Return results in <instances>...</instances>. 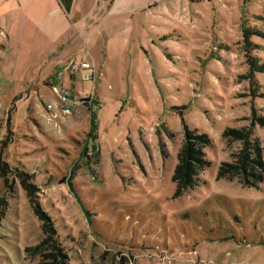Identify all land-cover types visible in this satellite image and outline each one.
Instances as JSON below:
<instances>
[{
  "label": "rangeland",
  "instance_id": "1",
  "mask_svg": "<svg viewBox=\"0 0 264 264\" xmlns=\"http://www.w3.org/2000/svg\"><path fill=\"white\" fill-rule=\"evenodd\" d=\"M119 1L77 32L71 115L0 34V264L49 262L47 222L66 264H264V0ZM187 133L210 164L175 198Z\"/></svg>",
  "mask_w": 264,
  "mask_h": 264
},
{
  "label": "crops",
  "instance_id": "2",
  "mask_svg": "<svg viewBox=\"0 0 264 264\" xmlns=\"http://www.w3.org/2000/svg\"><path fill=\"white\" fill-rule=\"evenodd\" d=\"M100 3L103 9H113L116 0H14L10 10L0 15V34L7 43L11 37L17 38L20 60L23 53L41 54L33 62L40 67L43 87L49 90L50 85H55L70 92L66 87L67 71L73 82L82 70L72 73L66 63L75 64L71 55L77 32L94 17V9Z\"/></svg>",
  "mask_w": 264,
  "mask_h": 264
},
{
  "label": "trees",
  "instance_id": "3",
  "mask_svg": "<svg viewBox=\"0 0 264 264\" xmlns=\"http://www.w3.org/2000/svg\"><path fill=\"white\" fill-rule=\"evenodd\" d=\"M198 0H188V2H196ZM246 39V38H245ZM248 43V42H247ZM250 71L256 69L257 73L264 72V63L262 65H258L255 61L250 60ZM256 120L261 121L264 124V117L258 118L254 114ZM96 119L95 112L90 113L89 118V126H90V133L94 131L96 128V124L93 122ZM231 133H236L241 136V132L236 131H227ZM205 136H198L194 137L190 133H187L185 136L184 143L182 144L180 150L177 153V165L174 167L173 175L171 182L175 185V193L174 197H180L183 194H186L195 184L198 176V171L203 170L206 168L210 163L202 158V147L207 142L204 138ZM249 147L247 141L244 142V148L240 153V160L236 166L229 165L223 163L222 166L219 167L217 172V180L226 179L231 173V170H239L242 169L243 171L246 167H249L250 170L253 169V166L248 163V155H247V148ZM2 201H0L1 204ZM45 227L50 229V233L52 237L49 236L50 240H52L53 244L50 246L51 253L44 255L49 262H45L43 264H66L67 256L66 252L57 239V234L55 233V229L47 222ZM55 238V239H54Z\"/></svg>",
  "mask_w": 264,
  "mask_h": 264
},
{
  "label": "built area",
  "instance_id": "4",
  "mask_svg": "<svg viewBox=\"0 0 264 264\" xmlns=\"http://www.w3.org/2000/svg\"><path fill=\"white\" fill-rule=\"evenodd\" d=\"M70 71L72 73H76L80 70L84 72V75L82 77V80L84 83L91 82L94 88V75H95V69L94 67L90 66L89 64H86L84 60H82L78 65L71 63L69 64ZM61 78H58L60 80ZM49 91L51 94L55 95V97L58 99L59 104L61 106V112L64 115H71L72 110L70 108L71 102H73L74 97L67 89H63L60 86L50 85ZM98 100L95 97L93 93L89 95H85L83 97H79V105L84 104L88 107L89 112H93V105L97 103ZM51 106H48L47 109L51 110ZM96 124V119L93 121Z\"/></svg>",
  "mask_w": 264,
  "mask_h": 264
}]
</instances>
